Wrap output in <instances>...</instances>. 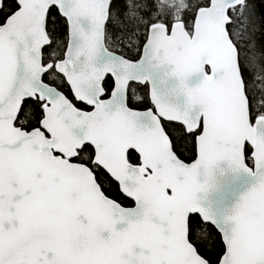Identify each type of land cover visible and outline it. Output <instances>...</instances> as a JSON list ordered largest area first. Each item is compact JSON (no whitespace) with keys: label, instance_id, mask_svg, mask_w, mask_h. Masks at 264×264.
Segmentation results:
<instances>
[{"label":"snow or ice","instance_id":"snow-or-ice-1","mask_svg":"<svg viewBox=\"0 0 264 264\" xmlns=\"http://www.w3.org/2000/svg\"><path fill=\"white\" fill-rule=\"evenodd\" d=\"M0 264H264V0H0Z\"/></svg>","mask_w":264,"mask_h":264},{"label":"water","instance_id":"water-1","mask_svg":"<svg viewBox=\"0 0 264 264\" xmlns=\"http://www.w3.org/2000/svg\"><path fill=\"white\" fill-rule=\"evenodd\" d=\"M159 71L160 74H163L167 69L161 68ZM197 82L195 76L189 77L186 81L189 87L195 86ZM176 83L174 78L167 77L165 79V86L168 89L175 88ZM174 102L182 106L184 102L183 95L178 94L174 98ZM198 171L202 172V170ZM213 174L216 177L213 187L206 193H197V196L200 197L201 204L208 208L211 214L219 220H224L225 217L231 214L240 197L251 187L252 178L243 171H230L223 161L214 169ZM203 178V175L198 176L200 181Z\"/></svg>","mask_w":264,"mask_h":264}]
</instances>
